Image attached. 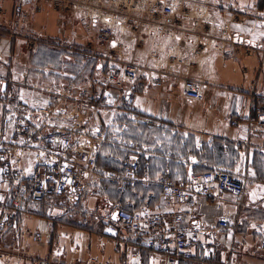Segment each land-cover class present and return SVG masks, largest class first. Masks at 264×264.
<instances>
[{
	"label": "crops",
	"instance_id": "obj_1",
	"mask_svg": "<svg viewBox=\"0 0 264 264\" xmlns=\"http://www.w3.org/2000/svg\"><path fill=\"white\" fill-rule=\"evenodd\" d=\"M190 1L209 7L208 12L191 11L194 17L212 13L229 19L231 53L204 50L205 45L197 46L188 34L187 41L196 51L183 50L187 61H193L184 68L191 65L189 74L199 82L202 98L191 100L182 94L174 67L149 65V75H141L137 83L134 107L124 109L121 91L114 86L106 87L99 104L75 95L106 66L108 57L116 61L118 56L80 26L70 25V10L62 11L58 27L57 0H0V59L4 61L0 75L12 83V92L29 98L19 85L23 70L28 83H52L57 91L69 87L74 97L57 103L60 111L53 121L94 131L93 175L101 177L84 178L78 197L66 192L52 206L36 204L38 210L29 208L18 219L21 227L30 230L51 229L52 235L32 248L53 264H159L157 255L139 240L124 231H107L106 222L115 219L117 205L175 211L161 196L160 177L168 173L185 179L190 172L212 168L244 174V194L237 199L223 191L200 200L188 222L190 229H201V245L193 244L191 257L179 264H264V253L258 249L264 237V129L253 124L255 111L264 107V0ZM16 4L22 6L20 14ZM15 28L22 31L20 35L13 34ZM154 73L160 83H153ZM15 103L13 96H0V138L10 137ZM232 117L237 124L230 123ZM34 150V146L24 148L23 156L30 158ZM132 152L139 154L140 170L120 190L104 177L120 171ZM6 190V183H0V200ZM224 214L234 228L216 225ZM16 228L3 235L5 245L14 243L20 230Z\"/></svg>",
	"mask_w": 264,
	"mask_h": 264
},
{
	"label": "built area",
	"instance_id": "obj_2",
	"mask_svg": "<svg viewBox=\"0 0 264 264\" xmlns=\"http://www.w3.org/2000/svg\"><path fill=\"white\" fill-rule=\"evenodd\" d=\"M62 2L72 14L73 26H80L92 38L106 44L110 54L118 56L116 61L111 60L113 56L108 57L106 66L76 90L75 95L81 101L99 104L106 87L114 86L121 91L120 106L131 109L138 93L139 78L149 75V65L161 64L175 70L184 68L189 62L183 50L196 51L187 41L190 30L188 20L194 17L188 9L187 0ZM14 9L20 14L21 4H16ZM201 35L197 32L192 39L197 46H204L208 40ZM230 42L229 37L223 39L222 46H215L224 54H230ZM3 62L0 59V64ZM20 75L22 80L19 85L28 91L29 98L12 92V83L0 75V96L16 99L11 113L10 137L0 138V183L7 185V195L0 200V264L12 261L15 264H53L50 257H41L32 248L33 244L51 236V229L21 227L16 215L26 212L28 203L50 207L57 197L66 192L78 197L83 191L84 178L91 174L95 179L101 177L93 175L96 162L92 148L94 131H79L81 124L68 128L53 121L60 111L57 103L62 100L68 102L74 97L69 87L57 91V86L52 83H28L27 70ZM176 76L185 97L191 100L202 98L201 86L196 78L188 76L183 70ZM152 81L160 83L161 78L154 73ZM230 123L237 124L238 119L232 117ZM253 124L258 129H264V107L255 111ZM28 146L35 148L30 158L23 156V149ZM139 170V154L132 152L120 171L106 174L104 178L107 183L115 184L122 190L128 186L129 177L135 176ZM245 180L244 174L232 173L224 168L193 171L185 179H174L165 173L159 179L161 196L167 206L177 208V211L147 207L130 210L117 205L116 218L108 220L105 229L111 233L124 231L139 240L157 255L159 264H179L191 257L193 244L201 245L198 238L201 229H190L188 222L194 217L200 200H209L212 194L223 191L238 199L244 194ZM238 205H241L240 202ZM83 220H87L86 216ZM216 225L220 228L235 227L228 214L221 215ZM12 227L20 229L19 233L12 245H5L3 235ZM258 249L264 253V237Z\"/></svg>",
	"mask_w": 264,
	"mask_h": 264
},
{
	"label": "rangeland",
	"instance_id": "obj_3",
	"mask_svg": "<svg viewBox=\"0 0 264 264\" xmlns=\"http://www.w3.org/2000/svg\"><path fill=\"white\" fill-rule=\"evenodd\" d=\"M188 9L191 11H196V10L204 11V12L209 11V7H207L204 2H191L190 1V3H188ZM63 10L65 11V13H67L68 12L67 10L69 9L65 7V4L64 2H62V0L61 2L60 0H57V15H58L57 26L58 27L61 26L62 24L61 23L62 21H59V18ZM211 14L210 15L206 14L205 16H201V17H192L190 20H188V26L190 27L189 36L194 37L195 33L198 32L199 34H202L201 36L206 37L208 39L206 41L204 50L205 49L218 50L219 48L216 47L215 45L219 44L220 46L223 39H228L230 37L229 19L228 18H218ZM70 25H73L71 23V20H70ZM20 32L22 31L15 28V31H13V34L20 35ZM187 62H189V64L193 63L192 59H190ZM189 69L192 70L191 65L188 66V69L187 68L177 69V72H179L180 70H183L185 74H187L188 76H191L190 75L191 73L189 74L190 72ZM26 207L28 209L33 208L34 210L36 209L38 210L36 204H33V203L26 204ZM16 218L21 219L20 213H17Z\"/></svg>",
	"mask_w": 264,
	"mask_h": 264
},
{
	"label": "water",
	"instance_id": "obj_4",
	"mask_svg": "<svg viewBox=\"0 0 264 264\" xmlns=\"http://www.w3.org/2000/svg\"><path fill=\"white\" fill-rule=\"evenodd\" d=\"M112 218H116V214L115 213L112 214Z\"/></svg>",
	"mask_w": 264,
	"mask_h": 264
},
{
	"label": "bare ground",
	"instance_id": "obj_5",
	"mask_svg": "<svg viewBox=\"0 0 264 264\" xmlns=\"http://www.w3.org/2000/svg\"><path fill=\"white\" fill-rule=\"evenodd\" d=\"M35 246V244H33Z\"/></svg>",
	"mask_w": 264,
	"mask_h": 264
}]
</instances>
